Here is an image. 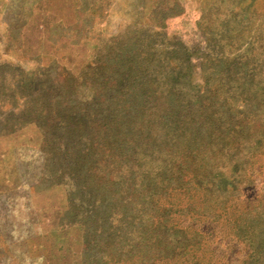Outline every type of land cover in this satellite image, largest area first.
Wrapping results in <instances>:
<instances>
[{
    "label": "rangeland",
    "instance_id": "374dc122",
    "mask_svg": "<svg viewBox=\"0 0 264 264\" xmlns=\"http://www.w3.org/2000/svg\"><path fill=\"white\" fill-rule=\"evenodd\" d=\"M262 168L264 0H0V264H264L171 212L264 199Z\"/></svg>",
    "mask_w": 264,
    "mask_h": 264
},
{
    "label": "trees",
    "instance_id": "16d2710c",
    "mask_svg": "<svg viewBox=\"0 0 264 264\" xmlns=\"http://www.w3.org/2000/svg\"><path fill=\"white\" fill-rule=\"evenodd\" d=\"M189 47L190 51V59L187 57V62L190 70V74H193V71L196 67V58H199V60H202L203 58L199 56L197 53V48L195 46H192V49ZM195 59V60H194ZM178 67H180V64H178ZM201 74V73H200ZM60 83H62L63 79H57ZM48 84H52V80H47ZM194 88H197L199 90V99L202 101V106L204 107V98L205 94H213L216 91V88H208L206 83L197 84L191 82ZM46 91V88L44 92ZM167 92H170L168 90ZM171 93L167 94L168 99L171 98ZM104 100L103 102H105ZM168 101V100H167ZM72 116V114L69 113V119ZM66 128H71V124L68 121H65ZM63 149L67 152V155L69 156L73 150V147L69 146L68 144H63ZM90 149H88L84 153H78L77 158H82V161L80 164L86 165L88 158H89ZM48 160V158H47ZM80 169V168H79ZM264 170V168H262ZM81 172H84V178L83 183H87V174L93 170H90L87 172V168L80 169ZM264 173V172H263ZM264 178V176H263ZM203 185L200 186V192L198 193L200 205L197 208L190 207H174L171 209V212H175V215L181 216L183 214L193 216V214H196L198 216L203 217L202 220L210 213L212 212L214 215H220L221 223L224 224L227 229L229 230L230 234L233 236V238L239 240L240 242H246L247 244V250L251 254L254 250V247L257 246V248L260 246L259 244L264 245V199L256 200L253 203L248 202L249 198H245L246 200V206L243 207L241 202L243 201V198L240 197V189L232 192V197L236 198L233 204L226 203L225 205L222 203L220 207L214 208L212 210L208 209L206 207V200L210 199V193L217 189L218 186L216 184H213L209 181L207 178L203 181ZM229 192L230 191H226ZM239 194V196H237ZM242 195V193H241ZM192 196H196L193 194ZM102 203V202H101ZM100 204V203H99ZM98 206V205H97ZM96 206V207H97ZM170 210V209H169ZM230 213V215H229ZM187 222L186 218L183 219H176L174 218L172 221L168 223V230H170L172 234V240L179 239L184 237V234L188 232L187 234H195L196 238H198L201 241V246L206 245V236L203 231L193 228L192 226H182L183 222ZM192 222L193 220H189ZM174 233H176V236H174ZM207 246V245H206ZM87 252L85 251V254ZM110 254L115 255L113 252H110ZM262 255L264 258V249L262 250ZM179 261L184 264H207L202 262V257H197L196 255L191 254V257L186 256L183 254L180 258L178 257ZM201 259V260H200ZM115 264H122L120 263V259H116L113 261ZM134 264V261H131ZM93 264H99L97 260L93 262ZM109 264V263H108ZM172 264V263H171ZM247 264V263H246Z\"/></svg>",
    "mask_w": 264,
    "mask_h": 264
}]
</instances>
